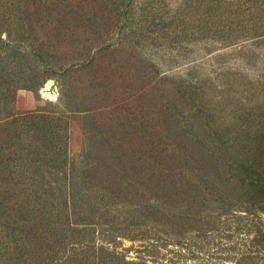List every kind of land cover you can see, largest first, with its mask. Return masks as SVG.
Instances as JSON below:
<instances>
[{"label":"rangeland","instance_id":"obj_1","mask_svg":"<svg viewBox=\"0 0 264 264\" xmlns=\"http://www.w3.org/2000/svg\"><path fill=\"white\" fill-rule=\"evenodd\" d=\"M0 35L8 42L0 54L8 58L17 46L26 53L23 64L88 57L86 67L53 73L37 90H14L15 111L63 117L70 133L68 144H31L24 134L18 145L64 149L76 172L114 153L121 141L129 154L142 156L158 139L169 157L182 131L204 137L201 125L210 120L230 134L238 116L249 115L253 184L245 201L228 198L230 188L216 181L212 192L199 188L196 201L141 200L142 209L118 205L110 215L95 195L80 197V188L72 196L77 211L98 207L102 224L72 227L65 212L43 213V221L59 223L57 237L67 243L45 252L55 257L52 264H264V193L255 192L257 178L264 184V0H0ZM31 42L41 44L42 60ZM192 91L195 102L188 99ZM68 104L90 111L73 112ZM13 169L14 181H23L22 168ZM49 174L56 189L67 184ZM18 185L8 195L0 188L12 219L23 204L33 212L38 200L30 195L26 204ZM5 231L0 226V255L16 263L21 252Z\"/></svg>","mask_w":264,"mask_h":264},{"label":"trees","instance_id":"obj_2","mask_svg":"<svg viewBox=\"0 0 264 264\" xmlns=\"http://www.w3.org/2000/svg\"><path fill=\"white\" fill-rule=\"evenodd\" d=\"M5 43L8 45L0 35V45ZM40 45L31 42L29 47L34 56L42 60ZM11 49L8 58L0 54V175L7 176L8 182L5 188L7 184L1 181L0 188L1 192L8 195L13 194V188L21 184L19 191L27 197L26 204L30 195L38 200L33 202V212L29 211V206L21 205L22 209L18 210L16 219L11 218L12 214L5 206L7 203L0 202V226L4 230L8 229L4 233L10 238V246L21 252V255L14 258L16 263L5 262L8 261L7 253L1 254L0 264H52L55 257L46 256L45 252L67 243L65 239L57 237L62 232L57 221H43L42 215L47 216L51 209L67 213V224L72 227L100 223L98 207L95 209L92 205L89 211H77L72 196L75 192L80 195V188H85L80 197H86L87 193L95 195L98 204L102 203L106 208L105 213L110 215L118 205H121V209H142L139 204L141 200L173 204L186 200L196 201L200 195L198 189L212 192L216 181L230 188L228 198L243 202L250 196L249 186L253 184L249 154L252 138L249 134V115L244 112L238 116L230 134L218 132L219 128L212 125L210 120L205 122V129L201 125L203 131L206 130L204 137L189 135L191 128L182 131L173 140L175 153L171 151L169 157L163 155L169 151L159 147L162 141L158 139L150 142V150L146 153L144 151L142 156L129 154L126 149L129 144L123 148L122 143L125 142H118L114 153L91 160L84 166L82 173V170L76 172V164L69 162L64 149L53 153L42 151L43 147L35 145L19 146L17 142L20 135H29L31 144L40 139L68 144L70 133L67 125L60 124L63 117L43 110L29 113L15 111L14 90H37L53 73L57 74L68 66L70 69L86 67L89 59L72 58L67 62L56 59L55 63L42 64L36 61L23 64L22 59H25L26 53L17 46ZM10 67H15V70L10 72ZM188 99L195 102L198 99L197 92L192 91ZM68 109L73 112L90 111L71 109L69 104ZM22 163L24 166L21 167ZM14 166L22 168L19 175L23 181H14L13 175L17 171H14ZM163 172L165 176H162ZM47 173H50L53 180L60 177L67 184L56 189L46 181ZM259 181L257 178L255 192L263 194L264 184ZM197 191L198 196H190ZM223 195L219 194V199H223ZM53 196H59L61 200L56 202L57 199H51ZM28 251L31 253L29 256L26 254Z\"/></svg>","mask_w":264,"mask_h":264},{"label":"bare ground","instance_id":"obj_3","mask_svg":"<svg viewBox=\"0 0 264 264\" xmlns=\"http://www.w3.org/2000/svg\"><path fill=\"white\" fill-rule=\"evenodd\" d=\"M50 83H52V82L50 81ZM47 86H49V84Z\"/></svg>","mask_w":264,"mask_h":264}]
</instances>
